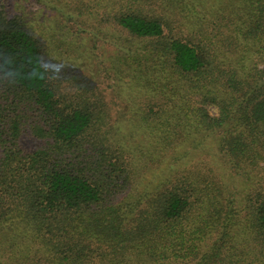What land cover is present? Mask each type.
Returning <instances> with one entry per match:
<instances>
[{
    "label": "trees",
    "instance_id": "trees-1",
    "mask_svg": "<svg viewBox=\"0 0 264 264\" xmlns=\"http://www.w3.org/2000/svg\"><path fill=\"white\" fill-rule=\"evenodd\" d=\"M12 76L0 264H264V0H0Z\"/></svg>",
    "mask_w": 264,
    "mask_h": 264
},
{
    "label": "clouds",
    "instance_id": "clouds-1",
    "mask_svg": "<svg viewBox=\"0 0 264 264\" xmlns=\"http://www.w3.org/2000/svg\"><path fill=\"white\" fill-rule=\"evenodd\" d=\"M41 63L47 64L48 61L42 60ZM52 71H55V68H53ZM20 79L21 78L19 76H12L11 78H0V84L13 85V84L18 83Z\"/></svg>",
    "mask_w": 264,
    "mask_h": 264
}]
</instances>
